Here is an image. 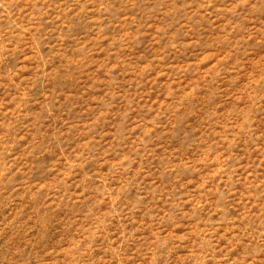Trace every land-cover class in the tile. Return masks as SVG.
Masks as SVG:
<instances>
[{
	"label": "rangeland",
	"instance_id": "1",
	"mask_svg": "<svg viewBox=\"0 0 264 264\" xmlns=\"http://www.w3.org/2000/svg\"><path fill=\"white\" fill-rule=\"evenodd\" d=\"M0 264H264V0H0Z\"/></svg>",
	"mask_w": 264,
	"mask_h": 264
}]
</instances>
